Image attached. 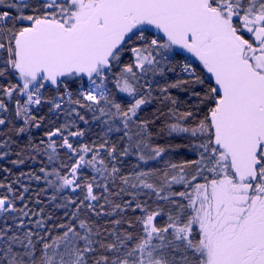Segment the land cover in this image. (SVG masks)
Instances as JSON below:
<instances>
[{
    "label": "snow or ice",
    "instance_id": "6c2138e0",
    "mask_svg": "<svg viewBox=\"0 0 264 264\" xmlns=\"http://www.w3.org/2000/svg\"><path fill=\"white\" fill-rule=\"evenodd\" d=\"M0 264H264V0H0Z\"/></svg>",
    "mask_w": 264,
    "mask_h": 264
},
{
    "label": "trees",
    "instance_id": "16d2710c",
    "mask_svg": "<svg viewBox=\"0 0 264 264\" xmlns=\"http://www.w3.org/2000/svg\"><path fill=\"white\" fill-rule=\"evenodd\" d=\"M179 141H176V143H178Z\"/></svg>",
    "mask_w": 264,
    "mask_h": 264
}]
</instances>
